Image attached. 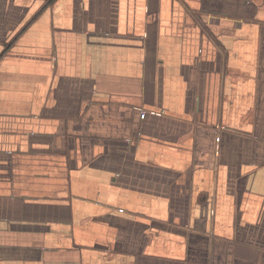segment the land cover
Listing matches in <instances>:
<instances>
[{"label": "crops", "instance_id": "crops-1", "mask_svg": "<svg viewBox=\"0 0 264 264\" xmlns=\"http://www.w3.org/2000/svg\"><path fill=\"white\" fill-rule=\"evenodd\" d=\"M0 264H264V0H0Z\"/></svg>", "mask_w": 264, "mask_h": 264}]
</instances>
